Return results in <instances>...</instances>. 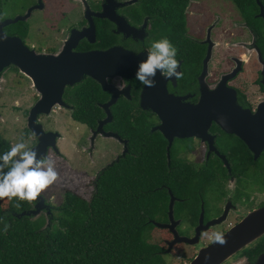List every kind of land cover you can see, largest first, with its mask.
<instances>
[{"label": "flooded vegetation", "instance_id": "flooded-vegetation-1", "mask_svg": "<svg viewBox=\"0 0 264 264\" xmlns=\"http://www.w3.org/2000/svg\"><path fill=\"white\" fill-rule=\"evenodd\" d=\"M2 4L3 0H0V26L7 20H16L2 29L4 34L18 38L36 55L57 56L65 50L85 53L119 48L146 58L153 42L167 38L177 49L178 71L183 76L179 80L174 77L166 80L157 72L156 85L165 86L168 95L182 99L184 104L195 106L201 98L213 95L214 104L233 108L240 133H230L222 128L233 125L212 121L207 128L201 127L195 132L197 136H186L182 131L179 132L184 135L182 137L172 135L171 143L157 129L160 125L158 117L140 107V97L146 94L147 88L135 77L123 78L127 86L115 92V103L108 108L110 122L103 127L110 136L105 138L117 145L111 148L110 165L136 157L129 139L113 126V107L127 100L132 115L143 112L152 121L149 132L159 137L156 144L162 145L159 160L165 162L169 177L178 179L181 173L177 170H181L186 180L190 177L198 184L195 190L182 193L166 184L160 186L167 194L166 212L158 216L159 220L150 222L170 226L177 237L196 243H177L167 253V244L175 239V235L171 229H163L168 235L162 239L166 246L163 254L169 257L167 264H190L201 248L213 244L208 238H202V232H222L225 236L248 215L264 208V3L261 0H254L249 13H244L231 0H212V3L210 0H186L181 5L182 25L176 22L180 5L177 2L162 7L159 0H21L20 11L12 17L3 15ZM8 81H13L14 86H5ZM107 81L117 89L115 85L121 82V77ZM81 82L65 86L60 99L64 106H54L50 116L53 112L66 110L73 120L78 99L72 93ZM19 88L24 89V95L17 99H29L30 102L13 103L10 113L19 116L17 121H23L19 141L23 137L33 148L39 140L36 136L32 138L27 118L39 95L18 67L11 65L1 72L0 98L16 97ZM103 93L105 101L96 103L103 117L97 120L94 129L85 125L90 135L84 151L91 157L99 136L93 142L92 132L99 121L106 118L107 111L101 105L114 97L112 91ZM43 117L45 115H40L36 120L42 129L57 133L58 150L51 148L52 152L56 157L65 158L58 144L64 136L56 127H45ZM248 117L253 118L252 122L247 121ZM70 146L74 151L75 145ZM171 164L175 165L170 167ZM171 197L172 219L168 215ZM185 250L192 253L186 255ZM221 264H264V234Z\"/></svg>", "mask_w": 264, "mask_h": 264}, {"label": "trees", "instance_id": "trees-1", "mask_svg": "<svg viewBox=\"0 0 264 264\" xmlns=\"http://www.w3.org/2000/svg\"><path fill=\"white\" fill-rule=\"evenodd\" d=\"M175 1L180 4L176 22L182 25L181 5L186 0H159L162 7ZM231 1L244 13L254 5V0ZM72 96L78 99L73 120L94 129L103 117L96 103L105 101V93L88 78L74 88ZM131 110L127 100L116 104L113 126L129 139L136 157L100 171L89 200L65 191L59 207L51 206L49 215L41 212L37 217L16 216L29 212L32 202L24 201L17 209L0 201V216L9 225L5 233L0 224V264H167L165 244L152 239V233L162 229L150 222L166 212L167 194L160 186L182 193L198 184L190 177L186 180L181 170L178 179L169 177L165 162L159 160V137L149 132L152 121L143 112L132 115ZM10 147L0 135V155Z\"/></svg>", "mask_w": 264, "mask_h": 264}, {"label": "water", "instance_id": "water-1", "mask_svg": "<svg viewBox=\"0 0 264 264\" xmlns=\"http://www.w3.org/2000/svg\"><path fill=\"white\" fill-rule=\"evenodd\" d=\"M16 20H7L0 26V75L7 67L13 65L18 67L20 72L26 76L37 91L39 98L29 112L27 125L32 133L38 138V144L33 147L40 155H43L48 148L55 151L57 133L45 132L42 126L36 122L40 115H49L54 106H64L61 97L65 86H72L81 82L86 77L95 81L103 92H114L113 99L101 107L106 112V118L99 121L97 127L92 132V140L97 135L103 137L110 136L104 130V125L110 122L108 108L115 103L117 89L108 83V79L119 76L121 78H134L138 62L145 60L142 55L135 56L131 52L113 48L105 51H91L85 53H70L65 50L57 56L36 55L27 50L18 38L7 37L3 28L15 23ZM6 37V38H4ZM215 96L210 95L201 98V101L191 106L182 103V99L168 95L165 86L156 85L155 88H147L146 94L140 97V107L149 109L159 119L160 125L157 127L172 142V135H180L179 132H186V136H197L195 132L201 127L207 128L212 121L217 124L233 125L232 127H222L230 133H240L236 128L238 121L233 108L216 105ZM253 118L248 117L247 121L252 122ZM92 142V145H93ZM103 170V169H102ZM101 170V171H102ZM34 206L29 212H22L17 217L34 216L41 212L50 214V205L46 203L43 196H38L35 201H31ZM173 198L169 205V218L173 214ZM49 222H47V225ZM152 224L160 229H171L174 231L175 239L169 242L166 252H170L177 243H188L195 245V241L187 238H179L175 230L170 226L152 221ZM264 234V208L248 215L240 224L233 227L225 235L227 244H210L201 248L190 264H221L229 257L236 254L243 247L251 244L254 240ZM206 257L210 259L206 260Z\"/></svg>", "mask_w": 264, "mask_h": 264}, {"label": "rangeland", "instance_id": "rangeland-1", "mask_svg": "<svg viewBox=\"0 0 264 264\" xmlns=\"http://www.w3.org/2000/svg\"><path fill=\"white\" fill-rule=\"evenodd\" d=\"M210 2L212 3V0H210ZM230 5L232 6V4ZM21 6V0H3L1 10L5 17H12L15 13L20 11ZM16 81H18V79H16ZM11 85L14 86L13 81H8V83L5 84V86L9 87ZM17 90L16 97L0 98V135L7 140L11 146L19 142L20 131L24 125L22 119L17 121L19 116L15 117L10 113L12 112L10 107L13 103L18 104L24 102L28 104L30 102L29 99H17L18 97H23L24 89L19 88ZM32 100H34V96ZM47 117L48 115L43 117L44 126L49 128L56 127L64 136V140H59L58 144L61 153L66 155V157H56L60 174L59 179L40 195L45 198V201L49 205L54 207H59L63 203L65 191H71L81 198L89 200L93 192V185L96 177L102 169L110 165L111 148L116 145L115 141L99 135L94 142V149L92 150L91 157L84 151L86 146H88L87 141L90 135L89 129L85 125L79 122H73L71 114L66 110L53 112L49 118ZM70 144L75 145L74 151L73 146H70ZM166 237H168L167 232L163 229L156 230L152 233V239L155 241L157 239L161 241ZM191 253V251L186 250L184 252L186 255H190ZM164 258L167 260L169 257L167 256Z\"/></svg>", "mask_w": 264, "mask_h": 264}, {"label": "clouds", "instance_id": "clouds-1", "mask_svg": "<svg viewBox=\"0 0 264 264\" xmlns=\"http://www.w3.org/2000/svg\"><path fill=\"white\" fill-rule=\"evenodd\" d=\"M6 38V37H4ZM177 49L167 38H162L151 44L147 50L145 60L138 62L135 79L146 88H155L157 72L170 80L181 79L183 73L178 71L180 63L176 59ZM127 86V81L121 78V82L115 87L118 91ZM32 134V138L35 137ZM31 139V138H29ZM59 170L55 153L49 148L43 155L29 147L28 140L21 137L14 143L10 150L0 155V201L13 204L19 209L24 201H35L40 194L48 189L59 179ZM15 198V203H13ZM0 224H3V232L7 233L9 225L4 217L0 216ZM202 238L206 237L213 244L225 246L227 240L222 232L204 231ZM206 260L210 257H206Z\"/></svg>", "mask_w": 264, "mask_h": 264}]
</instances>
